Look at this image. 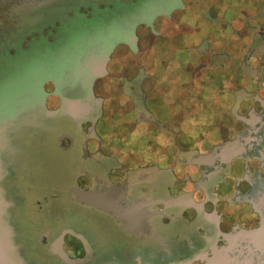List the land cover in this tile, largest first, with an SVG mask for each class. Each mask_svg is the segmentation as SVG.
<instances>
[{
    "label": "flooded vegetation",
    "instance_id": "obj_1",
    "mask_svg": "<svg viewBox=\"0 0 264 264\" xmlns=\"http://www.w3.org/2000/svg\"><path fill=\"white\" fill-rule=\"evenodd\" d=\"M66 11L27 38L15 29L12 49H0L3 80L76 32L94 41L82 76L44 83L42 110L7 133L6 209L21 197L24 176L15 169L42 172L40 188L21 187L13 256L24 250L29 259L16 257L20 264H66L51 250L62 234L61 249L77 264H202L198 255L222 243L220 232L258 222L249 197L264 164L253 153L210 169L190 159L232 139L262 109L264 0H88ZM69 99L88 109H69ZM112 185L124 187L127 200L150 203V233L127 232L111 212L69 192ZM173 198L183 200L165 203ZM134 216L140 225L145 214Z\"/></svg>",
    "mask_w": 264,
    "mask_h": 264
},
{
    "label": "water",
    "instance_id": "obj_2",
    "mask_svg": "<svg viewBox=\"0 0 264 264\" xmlns=\"http://www.w3.org/2000/svg\"><path fill=\"white\" fill-rule=\"evenodd\" d=\"M32 30V29H30ZM29 30H26V33ZM10 36L6 40L9 42ZM18 45V40L15 43ZM41 44L39 47L41 48ZM102 69V66L100 67ZM65 106L69 109H80L86 111L88 105L79 99H69L65 101ZM262 109L259 112H251L248 119H244L247 127L237 133L232 139L225 140L222 143L213 146L209 151L203 154H197L190 159V162L202 164L207 168H215L218 164H228L232 158L246 157L253 153L254 157L264 164V153L261 146L264 143V101H261ZM67 110V109H66ZM56 110H45L44 114L51 115ZM70 115H76L70 112ZM22 120V119H21ZM15 123L10 127H5L0 121V152L5 149L7 142V133L11 130L20 131L19 125ZM4 172L2 161L0 160V177ZM256 186L251 191L249 202L252 209L258 215V222L255 227L250 229L234 228L230 232H220L222 243L212 245L208 251L198 255L202 259V264H264V177L256 175ZM76 202L92 206L105 212H111L121 223V226L130 233L146 232L150 233L149 217L155 213L145 207V217L142 218L140 225L128 222L138 212L141 199H125V188L112 185L101 189H83L71 187L69 189ZM183 198H173L166 201V204L177 203ZM147 206L149 202L145 203ZM8 203L3 198L0 189V238L2 242L0 250V264H20L19 259L13 256V243L11 240V227L4 219L5 210ZM145 205V206H146ZM155 235V234H153ZM62 234L58 235L52 242L51 250L56 253L66 264H77L81 262L80 258L69 257L62 249Z\"/></svg>",
    "mask_w": 264,
    "mask_h": 264
},
{
    "label": "clouds",
    "instance_id": "obj_3",
    "mask_svg": "<svg viewBox=\"0 0 264 264\" xmlns=\"http://www.w3.org/2000/svg\"><path fill=\"white\" fill-rule=\"evenodd\" d=\"M47 3L48 0H0V9H11L23 23L28 22L25 9L43 8ZM100 27L96 26L93 31ZM87 35V30L74 33L64 46L36 53L0 80V121L5 127L42 110L40 106L46 99L44 83H68L82 76L83 59L93 54L88 49L94 41L86 39Z\"/></svg>",
    "mask_w": 264,
    "mask_h": 264
},
{
    "label": "rangeland",
    "instance_id": "obj_4",
    "mask_svg": "<svg viewBox=\"0 0 264 264\" xmlns=\"http://www.w3.org/2000/svg\"><path fill=\"white\" fill-rule=\"evenodd\" d=\"M119 1L125 2L126 0H119ZM87 2L88 0H48V3L43 8L25 9L24 15L27 17L28 22H23V23L21 21V17L18 15H14L11 9H9L8 11H5L4 9H0V45L3 46L0 49L4 50V46L6 50L12 49V48L6 47V44L8 43L6 40L7 39L6 37L10 36L14 32L15 29L21 28L20 37L27 38L28 35L26 33V30L40 29L42 26H46L52 23L54 20L58 19V12L67 10L66 12H64V13H67L68 10L72 8L73 3H76L77 5L78 4L83 5ZM78 8L79 6L76 7L75 12L78 10ZM255 166H256V162H252V165L250 162V167L254 168ZM15 171L16 172L21 171V173H23V176H24L23 181L25 183L23 182L22 185H20L18 182L16 183V187H18V190L15 192V194L20 195L21 197L20 199L19 198L17 199L18 200L17 204L14 202V199L11 198V200L13 199L12 201H13L14 208L13 206H10L9 209L5 210V215L8 217L7 218L8 221L6 220V222L12 227H13L12 224H14L12 220L15 217H20L19 211L26 204L25 200H23L22 198L24 197L23 195L26 193L22 192L21 187L24 185H29V186L40 188V185L42 184V172L35 173L34 168L22 167V169L16 168ZM6 181L7 182H2V184H0L1 194L4 199L8 198L9 192L5 190L8 187V183H11L10 180H6ZM33 197H34L33 195L29 194V197L26 199L27 202L28 200L29 202L33 201ZM18 204H20V206H18ZM18 219L20 218H17L14 220H18ZM15 255L17 258L21 259L22 261L27 260V258L29 257L28 254L25 253L24 250H20L19 252H16Z\"/></svg>",
    "mask_w": 264,
    "mask_h": 264
},
{
    "label": "bare ground",
    "instance_id": "obj_5",
    "mask_svg": "<svg viewBox=\"0 0 264 264\" xmlns=\"http://www.w3.org/2000/svg\"><path fill=\"white\" fill-rule=\"evenodd\" d=\"M76 109V108H75ZM78 111H81L80 109H76ZM145 202L143 201L142 204H140V207H139V210L137 212L138 215H143V214H146L144 213L146 211L145 207ZM129 223L130 222H133L134 224H137V221H138V217L134 216L133 218H130L127 220Z\"/></svg>",
    "mask_w": 264,
    "mask_h": 264
}]
</instances>
